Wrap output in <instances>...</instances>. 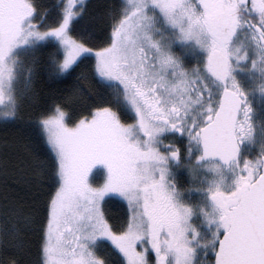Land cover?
Masks as SVG:
<instances>
[{
	"label": "snow or ice",
	"instance_id": "6c2138e0",
	"mask_svg": "<svg viewBox=\"0 0 264 264\" xmlns=\"http://www.w3.org/2000/svg\"><path fill=\"white\" fill-rule=\"evenodd\" d=\"M88 7L0 0L5 126L41 70L64 93L32 118L47 195L4 197L0 264H25L29 234L36 264H264V0H115L100 45Z\"/></svg>",
	"mask_w": 264,
	"mask_h": 264
},
{
	"label": "trees",
	"instance_id": "16d2710c",
	"mask_svg": "<svg viewBox=\"0 0 264 264\" xmlns=\"http://www.w3.org/2000/svg\"><path fill=\"white\" fill-rule=\"evenodd\" d=\"M114 2L115 0H87L89 7L81 21V29L90 34L91 42L95 45L105 42L108 28L105 6ZM46 59L45 53L41 56L42 63H46ZM89 67L83 69L85 74H88ZM34 88L36 96L26 99L22 120L5 126L3 118L0 119V205L7 196L11 203L22 207L26 213L33 205L42 206L48 190L47 148L42 136L32 126V118L37 112L50 108L52 103L64 94L63 86L52 88L42 70L36 78ZM94 92L102 93V90L94 89ZM91 104L92 100L88 97L74 103L70 109L73 118L81 113L86 114ZM179 180L186 183L187 178L182 175ZM112 214L122 216L123 213L120 209L114 208ZM27 239L30 242L29 249L21 259L25 264H36L38 259L36 236L29 234Z\"/></svg>",
	"mask_w": 264,
	"mask_h": 264
}]
</instances>
